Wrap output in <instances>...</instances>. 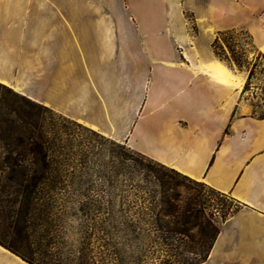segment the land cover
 Returning a JSON list of instances; mask_svg holds the SVG:
<instances>
[{"label": "crops", "instance_id": "obj_1", "mask_svg": "<svg viewBox=\"0 0 264 264\" xmlns=\"http://www.w3.org/2000/svg\"><path fill=\"white\" fill-rule=\"evenodd\" d=\"M229 29L264 57V0H0V82L226 195L197 264H264V112L213 53Z\"/></svg>", "mask_w": 264, "mask_h": 264}, {"label": "rangeland", "instance_id": "obj_2", "mask_svg": "<svg viewBox=\"0 0 264 264\" xmlns=\"http://www.w3.org/2000/svg\"><path fill=\"white\" fill-rule=\"evenodd\" d=\"M186 17L190 19L189 14ZM215 38L223 61L246 72V95L253 99L258 113L264 112V57L242 29L224 30ZM1 84L11 91L0 86V119L18 113L36 124L49 154L48 179L30 201L34 231L30 248L40 264H159L165 248L142 233L150 226L152 210L158 208L153 171L171 176L168 193H177L178 206L198 203L206 217L218 224L232 210L233 202L226 195L203 182L176 176L170 167L125 143L41 103L32 106L14 93L28 96ZM1 146L0 142V156ZM2 204L5 208L12 205L5 199ZM134 225L143 234L137 240L130 233ZM15 244L26 248L22 241Z\"/></svg>", "mask_w": 264, "mask_h": 264}, {"label": "trees", "instance_id": "obj_3", "mask_svg": "<svg viewBox=\"0 0 264 264\" xmlns=\"http://www.w3.org/2000/svg\"><path fill=\"white\" fill-rule=\"evenodd\" d=\"M211 46L214 55L223 60L222 50L216 48L217 38ZM0 86L11 91L1 83ZM14 94L32 106H41L23 95ZM0 142L3 148L0 156V225L4 226L0 230V245L30 264H40L33 257L34 250L30 248L34 240L30 201L36 198L40 186L48 179V150L42 134L37 132L36 124L24 120L18 113L14 118L0 119ZM170 172L176 176L181 174L172 168ZM153 176L158 187V208L155 212L152 210L154 216L150 226L144 228L142 233L165 248V256L159 264H197L204 261L220 223L206 217L203 207L198 203L178 206L177 193H168L172 188L171 176L156 171H153ZM4 199L12 203L9 208L2 204ZM136 229L135 225L130 229L135 240L143 236ZM193 229L195 234L191 233ZM16 241L26 243V248L17 246Z\"/></svg>", "mask_w": 264, "mask_h": 264}, {"label": "bare ground", "instance_id": "obj_4", "mask_svg": "<svg viewBox=\"0 0 264 264\" xmlns=\"http://www.w3.org/2000/svg\"><path fill=\"white\" fill-rule=\"evenodd\" d=\"M216 76H217L219 79H222V78H221V73H220V72L217 73Z\"/></svg>", "mask_w": 264, "mask_h": 264}]
</instances>
